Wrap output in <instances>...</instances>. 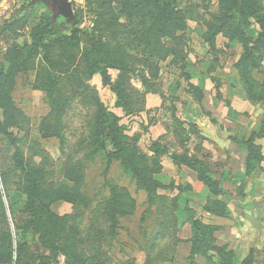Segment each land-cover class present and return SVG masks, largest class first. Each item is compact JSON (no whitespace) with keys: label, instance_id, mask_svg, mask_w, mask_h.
Returning <instances> with one entry per match:
<instances>
[{"label":"rangeland","instance_id":"374dc122","mask_svg":"<svg viewBox=\"0 0 264 264\" xmlns=\"http://www.w3.org/2000/svg\"><path fill=\"white\" fill-rule=\"evenodd\" d=\"M142 1L67 0L56 14L47 0H0V78L8 66V50L14 46L27 50L36 27L51 30V54L58 61V68L52 69L40 52L16 75L10 105L0 104V123L19 139L27 162L37 169L42 190L58 195L50 209L75 227L79 252L96 256L97 262L91 264H191L186 242L191 228L184 211L188 200L203 221L219 226L215 244L233 251L234 264H243L248 257L251 264H264V135L255 140L261 157L252 161L250 174L245 173L247 150L239 143L254 131L264 133V100L248 99L235 66L244 51L235 36L236 26L246 19L232 0H171L177 12L168 36L157 28L163 0ZM250 1L264 14V0ZM255 18L250 39L260 28ZM214 27L221 31L215 35L216 50L211 51L205 36ZM74 29L82 30L81 42H64L62 38ZM94 35L121 48L127 57L126 86L131 95L127 109L118 105L116 93L100 74L87 71L84 50ZM109 73L114 83L122 71L114 68ZM254 74L264 84V66ZM206 82L213 99L199 101L196 88ZM99 103L128 126L129 137L142 152L152 155L150 146L158 142L170 153L204 157L224 190L227 217L205 210L212 195L202 185L184 192L160 189L170 203L160 196L151 203L120 162L108 165L105 151L113 150L112 144L106 141L103 146L93 132ZM211 140L219 143L223 158L230 154L226 141L238 146L241 165H235L242 169L238 179L230 178L232 171L228 176L220 172L219 158L204 145ZM13 152L0 135V238L8 242L11 236L14 249L12 262L1 264H40L45 257H50L45 264H57L38 237L28 234L26 243L20 239L29 215L22 175L13 171ZM161 163L157 178L164 184L185 187L194 181L192 172L183 171L170 155L161 157ZM230 164L224 162L223 167ZM4 176L9 180L6 187ZM66 186L78 188L76 200L66 199L76 195L67 189L64 195ZM115 194L124 206L114 237V220L108 214ZM210 254L212 261L197 256V263L220 260L215 251ZM65 263L62 255L60 264Z\"/></svg>","mask_w":264,"mask_h":264},{"label":"trees","instance_id":"16d2710c","mask_svg":"<svg viewBox=\"0 0 264 264\" xmlns=\"http://www.w3.org/2000/svg\"><path fill=\"white\" fill-rule=\"evenodd\" d=\"M47 1L53 3V10L56 14L60 13L61 8L67 3V0ZM232 1L233 7L240 11L244 19H246L244 25H241V22H239L238 26H236L237 31L235 36L238 42L242 44V46L244 45V51L235 66L238 69L240 80L248 99L252 102L263 101L264 84L260 85L257 81L254 70L261 65L264 66V14H260L257 8L254 9L253 7L256 6L252 7L249 4L250 0ZM142 2L156 4L158 0H143ZM176 12L177 10L174 8L171 0H163V7L159 12L157 28L160 27L164 35H171L170 23ZM253 15L256 16L255 20L260 24V28L256 31L255 37L250 39L249 33L254 29L252 24ZM220 31L221 28H215L213 33L205 36L209 50H216L215 35ZM81 34L82 30L74 29L71 31L70 36H64L62 39L67 43L75 40L76 43H79L82 38ZM51 35L52 32L49 28L44 26L36 27L33 32L32 44L27 50H23L16 46L8 50V66L3 69L0 78L1 105H10L11 91L15 83L16 75L20 71L26 69L32 59L40 52L43 53V57L50 68H58V61L51 54V50L54 46L53 43L49 44ZM88 35L89 34L86 36L88 37ZM89 43L88 47L84 50L88 73L90 75L100 74L104 83L109 85L116 93L118 105L127 109V107L131 105V95L126 86V75L130 70L127 57L123 54L121 48L108 46L103 40L99 39L97 35L91 37ZM114 68L120 69L122 74L120 80L113 83L109 71ZM196 96L199 101H202L204 98L203 90L196 88ZM95 120L93 132L98 142L101 141L104 146L106 141H109L113 147V150L105 151L107 164L111 165L114 162H120L124 170L136 181V184L147 193L148 200L151 203H154L159 196L160 199L170 203V201H168L170 200L168 196H161L159 194L160 189H177L180 192L193 189L190 184L185 187L174 184L166 185L157 178V175L163 170L161 157L170 155V158L175 164L187 166L193 170L197 174L198 180L203 183L212 195L208 205L205 206V210L212 215L227 217L228 206L226 202L220 198L224 195V190L204 157L188 153H170L166 146L158 142H153L150 146L152 155L142 152L139 146L129 137L127 133L128 126L122 123L120 117L109 110L108 107L104 106L103 103H99L98 105V112ZM0 135L6 138L10 146L14 148L12 155L13 171L22 175L23 188L25 189L24 208L25 212L29 215V220L25 225L24 234H20V239H24V243H26L27 239L25 237L28 234L38 237V240L44 247L50 250L51 259L57 264H60V257L62 255L66 257L65 264H91V261L97 262L96 256H88L87 254L79 252L78 245L75 241L76 229L69 224L67 217L59 216L50 209V203L57 199L56 196L58 195H48L46 194L47 192L45 193V189L42 190L37 169L27 162L19 146V139L2 123H0ZM263 135V132L257 133L254 131L248 138L239 140V143L247 150L245 173L250 174L252 161H258L261 157V146L257 145L255 140ZM236 142H238V139H236ZM8 181V177L4 176L3 183L5 187ZM65 189L76 194L75 196H67L69 197L66 198L67 200L72 201L77 199L79 191L77 187H64L63 193L67 195L64 192ZM111 189L115 191L114 187ZM126 198L129 199L128 196H126ZM110 201V212L108 215L114 220L112 235L115 237L117 236L115 228L118 226V216L121 214L124 201L120 202V197L116 194L113 195ZM184 211L187 214V222L191 227V237L186 240V242L190 243L189 259L191 264H198L196 261L197 256H202L212 261L214 256L210 254V251H215L220 259L217 262L215 261V264H234L233 251L228 250L227 246L215 244L214 233L219 229V226L203 221L198 216L196 209L190 205L189 200L184 206ZM170 214H172V212ZM10 237L11 236H9L8 242L6 238H0V240H4L0 243V264L12 262L14 249ZM19 247H22V243H20ZM49 259L50 257L42 258L40 264H45L43 260ZM243 264H251L250 258L248 257L245 259Z\"/></svg>","mask_w":264,"mask_h":264},{"label":"crops","instance_id":"0c3cea01","mask_svg":"<svg viewBox=\"0 0 264 264\" xmlns=\"http://www.w3.org/2000/svg\"><path fill=\"white\" fill-rule=\"evenodd\" d=\"M201 88H202V90L204 92V99H206L208 101L211 100V99H213L212 98V90H211V88H209V83L206 82L204 85L202 83ZM248 129H246V130H248ZM216 138L219 139V140H221V136L219 134L217 135V133H216ZM211 139H215V138H211ZM225 140H226V138H225ZM225 143L227 144V149L226 150L227 151H230L229 157L227 155V158H223V156L220 155V152L218 153V151L220 150L218 148L219 143L216 144L213 140H211V141H206V143L204 142V145H205V148L207 147L206 150L209 153H211L213 155H216V158H219L218 159L219 162L217 163V165L221 169L220 172L223 173V174H225L226 176H228L230 174V172L232 171L233 174L230 176V178L238 179V176L240 175L239 173H242V169L241 168H237L236 165H235V163H237V166L241 165V160L239 158L240 156L238 155L239 152H240V150L237 148L238 146L236 144H233L230 141H226ZM210 148L215 149L216 151H213L212 149L210 150ZM244 155H245V152H244ZM227 161H229V163H231V164L229 166L226 165V166L223 167V163L224 162L227 163ZM242 164H243V162H242ZM242 168H243V166H242ZM182 170L183 171H186V172L187 171H191L192 172V175H190L191 176L190 178L192 180H194V181L193 182H190L191 183L190 185H192V187H193L194 190L196 188L200 187L201 185H202V187H205L203 185V183L198 180L197 174L193 170H191L187 166H182ZM244 170L245 169H243V171ZM235 179H233L232 181H234ZM223 196L224 195H222L220 198L223 199Z\"/></svg>","mask_w":264,"mask_h":264}]
</instances>
